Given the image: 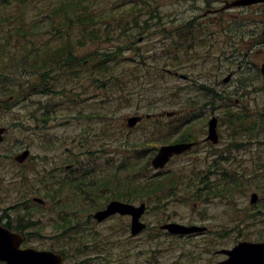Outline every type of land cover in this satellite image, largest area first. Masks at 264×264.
<instances>
[{"label": "rangeland", "instance_id": "374dc122", "mask_svg": "<svg viewBox=\"0 0 264 264\" xmlns=\"http://www.w3.org/2000/svg\"><path fill=\"white\" fill-rule=\"evenodd\" d=\"M134 1L103 0L107 10L123 11L122 29L110 24V32L115 29L111 39L102 37L84 46L76 45L74 49L75 55L84 57L98 50L113 51L119 38H129L131 44L122 47V56L118 54L125 83L111 92L93 77L86 79L89 77H85L87 67L81 68L79 81L69 79L64 69L45 68L49 69V74L44 79L39 78L43 68L33 67L19 69L11 76V60H20L26 55L33 60L37 49L42 51L69 42V39L76 42L80 37L77 24L70 28V36L56 34L50 29L51 24L43 26V30H0L11 34L9 39L0 37V66L7 63L10 68L9 75L0 76V126L9 128L5 141L0 143V218L7 222L11 207V221L14 222L18 213H23L24 202L28 201L27 207L34 208V219L39 221L41 228L36 229V234L25 246L62 248L66 264H220L225 255L217 250L264 235V223L254 226L248 221L249 215L257 209L251 204L254 190L247 195L242 193L236 202L216 197L196 205L180 196L162 203L152 197L146 200L148 207L143 217L148 227L136 236L130 232L129 216L117 214L103 222L93 218L97 209L114 198L110 190L98 191L100 197L92 200L81 196L83 191L76 187H65L64 193L58 195L59 206L46 196L47 190L50 194L56 193L53 189L56 178L80 174L66 168L74 161H81L88 170L93 169L94 175L102 176L108 164H120L126 156L145 148L154 153L161 145L170 143L166 140L176 136L168 116L160 117V121L154 120L157 117L145 119L135 128H128V117L136 114L176 110L177 116L183 117L195 111L199 117L195 129L200 138L208 134V120L216 115L219 143L202 142L194 150L175 157L165 170L176 172L172 176L195 165L201 167L215 147L225 151L232 140V128L221 121L225 115L223 98L233 93L238 96L244 90L249 92L253 106V97L259 96L264 87V42L259 35L264 24V4L205 15L209 9L223 7L226 0H145L146 3L140 0L132 7ZM42 2L21 9L29 25L34 19L40 21V26L50 22L49 14L40 10ZM12 5L16 7L15 3ZM152 8H155V17L149 15ZM142 17L148 19L147 27L135 23ZM188 21L196 26L190 29L195 30L196 35L187 40L191 45L179 44L177 49L180 50H173L171 58H157L161 49H171L170 43L180 42V32L186 31L178 30V34H174L171 29ZM110 22L113 23V19ZM125 28L126 31H121ZM241 42L251 49L244 47L242 51ZM13 53L18 57L12 58ZM248 53L251 56H247ZM145 57L147 65L139 64ZM166 60L170 65H165ZM138 64L142 65L140 70ZM158 66L173 70L170 73L159 70ZM231 69L233 78L223 82ZM199 86L206 89L200 90ZM216 91L217 102L213 103L208 100V94ZM150 138L155 142H150ZM145 141L148 143L144 144ZM27 148L31 150L30 157L22 163L17 162L16 155ZM252 152H257L255 143L246 148V153L237 152L238 162L249 163L257 155ZM49 170L53 174L49 176L51 185L41 182ZM128 173L124 172L123 176ZM75 177L78 182L79 175ZM90 181V178L85 180ZM259 194L262 198V193ZM36 195L48 201L45 207L32 200ZM238 208L243 209L245 219L239 216ZM67 213L71 214L73 226L77 228L72 236L58 238L54 223L61 224ZM240 220L243 221V234L249 233L251 237L244 235L242 238L238 233ZM168 221L205 225L208 230L201 235L173 236L160 228Z\"/></svg>", "mask_w": 264, "mask_h": 264}, {"label": "trees", "instance_id": "16d2710c", "mask_svg": "<svg viewBox=\"0 0 264 264\" xmlns=\"http://www.w3.org/2000/svg\"><path fill=\"white\" fill-rule=\"evenodd\" d=\"M11 1L0 0V25L3 26L0 30H43V26L51 24L50 26L52 27L50 29L55 30L56 34H67L70 36V28L77 24L80 31V37H78L76 42L75 40L72 41L69 39V42H64L53 47L49 46L42 51L37 49L33 60H30L27 55L23 56L20 60H11V76L16 73V71H19V69H27L29 67L35 69L43 68L42 72L39 73L42 78H46L49 74V69H64L69 79L79 81L81 78L80 74L83 72L81 68L87 67L88 73L85 77H89L86 79L93 77L94 81L101 83V86L108 89L110 92L113 91L115 87L125 83L124 74L119 65L121 57H119L118 54L122 56V47L131 44L129 38H119L113 51L98 50L90 52L87 56L80 57L78 55L75 56L74 50L76 45L84 46L87 42L98 41L102 37L111 39L115 29L110 32L109 25L116 24L117 28L122 29L123 11L116 12L113 8L107 10V7L103 6V0ZM38 1H43L40 10L49 14L48 17H50V22L42 23L43 25L40 26V21L34 19L33 23L29 25L27 19H24L25 17L22 15L21 9L23 7L30 8ZM143 1L146 3L145 0ZM13 3L16 4V7H13ZM139 3L140 0H135L134 6L132 7L137 6ZM39 5L40 4H38V6ZM10 7L11 13H9ZM138 9L140 11L143 10L142 8ZM133 10L136 12V8H133ZM149 13L151 17L157 15L155 8L150 9ZM110 19H113V23L110 22ZM135 23L138 24L139 27L144 28L148 26L149 21L147 18L142 17L139 21L136 20ZM190 24L191 23H188L181 28L183 29L186 27L188 30L185 32L179 31L181 39L189 37L190 34L192 38L196 35L195 30H190L191 28L194 29L195 26L191 27ZM25 25L28 27H25ZM121 31H126V28ZM163 31L166 33V30ZM259 35L262 41H264L261 32H259ZM8 36H11V34H7L6 31L0 32L1 38L5 37L4 39H9ZM243 47L248 49L250 45H244ZM171 56V50L164 47L161 49L157 58L167 59L171 58ZM16 57L18 56L13 53L12 58ZM146 59L145 57L139 64L146 63L144 65L146 66ZM74 64L77 70L74 69ZM139 64L137 68L140 70L142 65ZM165 65H170V61L166 60ZM45 68L49 69L45 70ZM158 68L159 70H166L167 67L163 68L158 66ZM9 70L10 68L7 66V63L1 64L0 76L4 77L9 75ZM108 83H111L112 87ZM198 88L200 90L206 89L205 86H199ZM211 91L214 92V89H211ZM8 93H11V90H8ZM208 95V100L211 99L213 103L217 102V98H215L218 95L217 91L216 93L210 92ZM234 95L236 94L233 93L223 98L225 115L221 117V121L227 122L232 128L233 139L228 144L227 150L219 151L212 159H207V163L203 166L198 167L195 165L190 169L183 170V172L178 175L172 176H170L171 171L162 176L150 174V158L146 160L142 170L141 168H136L138 165V158H141L140 155L142 152L143 159L147 158L144 154L146 150H143L138 151L137 156L132 158L128 157L127 160L124 159L125 163L122 162L118 167L115 163L109 164L112 169L108 171L106 175L92 176V174H88L92 173L89 170L82 172L81 175L83 180L79 178L77 183L67 180L61 183L60 180H57L60 183L56 182L58 186L53 188L56 190V193H48L46 196L52 198L55 206L61 205L60 196L58 195L59 192L64 193L65 183L70 187L75 186L78 190L83 191L82 195L86 199H93L92 193H95V191V197H100L98 191L110 190L111 193L114 194L113 197L131 202L136 200L150 201L152 197H155L162 203L165 199L175 198L180 195H182L185 200L192 199V201L200 202L208 200L209 198L211 200L216 197L234 200L242 193L247 195L251 190H258L262 193V199L261 202L256 205L258 210L254 212L253 215H250L249 218H252L250 221H252L254 225L264 223V139H261L264 138V87L261 88L260 95L254 97L253 106H251V103L245 101V99L248 98L247 95H249V92L243 90L238 96ZM189 106H192V104H189ZM197 117V114L190 112L181 120H174L175 131H178V136L175 141L193 140L197 138L194 128V121ZM239 137H241V139H239ZM251 143H255L257 147V152H252V154L257 155L249 163L243 165L241 161L238 162L237 156H233V154L235 151L238 152L251 145ZM125 169L130 170V172L128 175L123 176L122 172ZM51 175L52 174L48 172L43 176L41 181L50 183L51 179L49 176ZM86 176L91 179L90 182H85ZM29 211V208H25V212L18 213L15 222L11 223V228L23 232L27 240H30L34 234H36V229L41 228L39 221H36ZM73 221L71 214L68 213L63 218L61 224L56 221L54 223L56 236L58 238H61V236H72V232L77 228L73 226ZM242 225L243 224H240V227H242ZM239 232H242L241 228ZM39 233L42 234L41 231ZM246 236H249V234H246ZM259 238L264 239V235L261 234ZM52 249L58 250V247L53 245ZM59 250L62 251V248ZM62 252H64V250ZM0 264L4 263L0 262Z\"/></svg>", "mask_w": 264, "mask_h": 264}, {"label": "water", "instance_id": "95a60500", "mask_svg": "<svg viewBox=\"0 0 264 264\" xmlns=\"http://www.w3.org/2000/svg\"><path fill=\"white\" fill-rule=\"evenodd\" d=\"M264 0H234L227 4V7L237 5H248ZM264 31V30H263ZM232 74H229L225 81H229ZM168 115H173L174 112H168ZM142 116L135 115L129 117L128 125L135 126ZM217 117L211 118L209 121V135L207 140L218 142L219 136L217 133ZM5 128H0V141L3 140V131ZM195 142H177L162 145L157 154L152 159V164L155 168H163L175 154L183 153L190 149ZM29 150H25L18 155L16 159L20 162L24 161L29 155ZM257 193L252 195V202H256ZM41 201L38 197L35 198ZM146 203L135 205L130 202L121 200H112L106 208L98 210L95 213V218L99 221L115 214H129L132 216L131 229L133 234L142 231L147 225L141 221L143 213L146 211ZM168 229L171 233L188 234L204 231L205 227L197 225H185L177 222H169L161 226ZM24 241L21 233L13 232L9 228L0 224V260H4L7 264H62L64 256L62 253L53 250H39L33 247L21 248L20 245ZM221 252L229 254V258L222 261V264H264V242L241 241L233 249H223Z\"/></svg>", "mask_w": 264, "mask_h": 264}, {"label": "flooded vegetation", "instance_id": "af4514ba", "mask_svg": "<svg viewBox=\"0 0 264 264\" xmlns=\"http://www.w3.org/2000/svg\"><path fill=\"white\" fill-rule=\"evenodd\" d=\"M259 4H264V3H259ZM255 5H257V4H253V5H250V6H255ZM219 12H222V11H220L219 10ZM8 130V129H7ZM4 217V216H3ZM7 220H8V222L10 223V225H11V207H10V211L8 212V214H7ZM0 223H5L4 221H1V218H0Z\"/></svg>", "mask_w": 264, "mask_h": 264}]
</instances>
